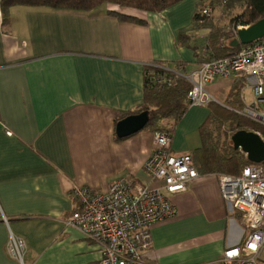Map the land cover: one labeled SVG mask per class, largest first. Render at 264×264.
Listing matches in <instances>:
<instances>
[{
	"label": "crops",
	"instance_id": "obj_1",
	"mask_svg": "<svg viewBox=\"0 0 264 264\" xmlns=\"http://www.w3.org/2000/svg\"><path fill=\"white\" fill-rule=\"evenodd\" d=\"M1 1L0 264H99L100 246L66 226L81 209L74 189L106 193L121 179L151 184L145 164L155 131L119 138L116 124L142 109L146 78L153 82L157 67L180 65L189 73L211 59V51L198 47L210 36L207 19L186 44L178 39L192 28L201 0L161 13L16 5L7 25ZM115 11L136 21H120L110 15ZM232 79L230 88H238L240 80ZM195 108L175 128L171 120L163 123L173 128L174 154L192 156L201 147L209 115ZM216 176L199 172L173 198L179 215L154 226L150 264H238L224 253L242 245L249 231L223 200ZM12 237L26 244L23 262L8 254Z\"/></svg>",
	"mask_w": 264,
	"mask_h": 264
},
{
	"label": "built area",
	"instance_id": "obj_2",
	"mask_svg": "<svg viewBox=\"0 0 264 264\" xmlns=\"http://www.w3.org/2000/svg\"><path fill=\"white\" fill-rule=\"evenodd\" d=\"M218 1L225 6L229 0ZM212 13V8L202 11L206 17ZM247 27L233 24L230 35L235 39L238 30ZM179 66L174 70L157 67L158 77L153 82L151 79L152 84L174 87L179 79H185L192 86L187 96L189 106L208 108L216 102L208 86L217 78H238L242 106L225 108L264 129V37L228 57H212L189 73ZM247 90L250 98L245 96ZM255 133L264 141V134ZM153 139L154 148L145 164L152 186L121 179L106 193L74 189L81 209L66 221V226L100 246L99 264H150L147 252L152 248L154 226L178 217L173 198L186 193L188 185L199 179L193 157L172 152L170 130L154 132ZM216 178L223 200L232 211L241 213V224L249 231L242 245L224 253L225 260L264 264V162L249 163L239 175L219 174ZM25 250V242L14 237L7 246L9 256L21 262Z\"/></svg>",
	"mask_w": 264,
	"mask_h": 264
},
{
	"label": "trees",
	"instance_id": "obj_3",
	"mask_svg": "<svg viewBox=\"0 0 264 264\" xmlns=\"http://www.w3.org/2000/svg\"><path fill=\"white\" fill-rule=\"evenodd\" d=\"M184 0H2L3 24L7 25L9 20V10L12 6H37L52 9H71L81 11H91L104 5L117 6L121 10L135 9L147 13H161ZM205 1L201 0L198 13L194 16V24L190 30L182 31L179 34V41L184 45L190 40L189 32L200 29L199 21L207 18L201 14L205 7ZM219 4L218 0H214ZM233 1V0H232ZM243 2L244 9L232 19V23L241 26H251L264 18V0H240ZM220 5V4H219ZM110 15L116 16L120 21H136L134 18L124 15L119 11L110 12ZM226 34V32L222 33ZM222 35L210 34L209 48L211 58H225L239 51L244 46L232 48L230 43L233 39L226 38L222 40ZM228 35V34H227ZM209 59L201 60L203 62ZM158 73L162 74L157 70ZM168 76H171L169 73ZM192 86L185 79H179L174 87L159 86L152 84L150 77L146 78L144 89V105L137 112L149 111L150 122L148 128L153 131L170 130L173 132L181 122L185 114L190 110L187 96ZM211 112L206 122L200 128L201 147L192 152L198 171L202 174H232L239 175L242 169L250 162L245 155L233 148L232 142L222 144L220 142L222 132L225 126L231 128L230 137L239 130L255 131L261 130L255 124H251L231 111L219 106L210 105ZM171 120L174 127L165 126L164 121ZM166 127V128H165Z\"/></svg>",
	"mask_w": 264,
	"mask_h": 264
},
{
	"label": "rangeland",
	"instance_id": "obj_4",
	"mask_svg": "<svg viewBox=\"0 0 264 264\" xmlns=\"http://www.w3.org/2000/svg\"><path fill=\"white\" fill-rule=\"evenodd\" d=\"M210 1L211 0L205 1L206 6L208 4H210V5H208L209 7L207 6V8H211L210 6L213 4ZM220 6H222V5L220 4ZM222 7L226 8L224 10L225 12L222 13L220 10L212 9L213 10V13H212L213 16H211L210 18H207V25L210 26V31L207 35H210V33L212 32V34H218V37H220V34L222 35V33L226 32V34L222 35V40L226 42L225 39L230 38V36H232L230 34H233L232 28H233L234 23H232V19L234 17H236L238 14H241L243 12L244 5H243V2H241L240 0H236L234 2L232 0H229L227 5L222 6ZM233 7H235V8H233ZM171 8L172 7L168 8V9H171ZM201 14H202V10H201ZM198 47L201 48V51L202 50L204 51V54L208 55V51H210L209 50L210 46H209V41H208L207 37L203 38L200 42H198ZM210 54H211V52H210ZM232 80H233L232 78L226 79V80L217 78L213 84L208 86V88H207L208 91L216 99V102L212 103L211 105L215 104V106H219L221 108H225V107L239 108L241 106L240 91H241L242 86L240 85L238 88H230L231 87L230 82ZM245 96L247 98L251 97V93L249 90H247L245 92ZM201 108L202 107H196L195 109L197 111L202 110V111L206 112L208 115L210 114L211 109H209V108H205V109L202 108L201 109ZM144 130H147V129H144ZM231 131L232 130L230 127H228V126L224 127V130L222 132L221 139H220V142L222 144L224 143L227 145L229 140L231 141V138H230ZM223 174H225V173H223ZM227 175H232V174H227Z\"/></svg>",
	"mask_w": 264,
	"mask_h": 264
},
{
	"label": "water",
	"instance_id": "obj_5",
	"mask_svg": "<svg viewBox=\"0 0 264 264\" xmlns=\"http://www.w3.org/2000/svg\"><path fill=\"white\" fill-rule=\"evenodd\" d=\"M264 37V18L259 22L238 30L237 38L230 43L232 48L246 46ZM150 122L149 111L130 115L116 124V134L119 138H127L143 131ZM235 150L246 155L250 163L264 162V141L252 131L240 130L231 138Z\"/></svg>",
	"mask_w": 264,
	"mask_h": 264
}]
</instances>
